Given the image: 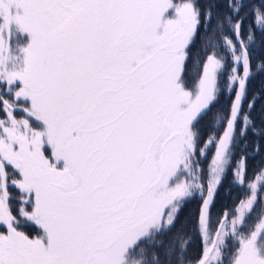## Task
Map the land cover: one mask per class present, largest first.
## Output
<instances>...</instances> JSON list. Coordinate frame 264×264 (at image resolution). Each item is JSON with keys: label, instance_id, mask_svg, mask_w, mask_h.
<instances>
[{"label": "snow or ice", "instance_id": "obj_1", "mask_svg": "<svg viewBox=\"0 0 264 264\" xmlns=\"http://www.w3.org/2000/svg\"><path fill=\"white\" fill-rule=\"evenodd\" d=\"M257 77L264 0H0V264H264Z\"/></svg>", "mask_w": 264, "mask_h": 264}, {"label": "trees", "instance_id": "obj_2", "mask_svg": "<svg viewBox=\"0 0 264 264\" xmlns=\"http://www.w3.org/2000/svg\"><path fill=\"white\" fill-rule=\"evenodd\" d=\"M262 80H264V78L262 77H257V79L255 81H253L252 84V88L253 89H258L261 85ZM261 103H264V101H261L257 104L256 106V112L254 113V115L257 117V122L259 123V118H260V107H261ZM260 157H256L255 160H250L249 161V171H251V169L253 167L256 166V164L259 162ZM195 207V204L193 205H189V208ZM185 211H188V209H186Z\"/></svg>", "mask_w": 264, "mask_h": 264}]
</instances>
